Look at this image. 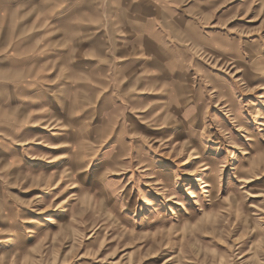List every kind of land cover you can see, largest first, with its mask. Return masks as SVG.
I'll return each mask as SVG.
<instances>
[{"label": "rangeland", "instance_id": "374dc122", "mask_svg": "<svg viewBox=\"0 0 264 264\" xmlns=\"http://www.w3.org/2000/svg\"><path fill=\"white\" fill-rule=\"evenodd\" d=\"M169 1L144 62L70 33L25 82L0 264H264V0Z\"/></svg>", "mask_w": 264, "mask_h": 264}, {"label": "crops", "instance_id": "0c3cea01", "mask_svg": "<svg viewBox=\"0 0 264 264\" xmlns=\"http://www.w3.org/2000/svg\"><path fill=\"white\" fill-rule=\"evenodd\" d=\"M169 2L0 0V245L3 242L2 229L8 225L13 229L18 226L14 216L17 209L9 207V199H6L5 194L18 191L16 187L20 171L19 161H24L25 153L28 152V149L24 151L20 147V143L28 147L30 132L35 128L32 122H26L24 118L27 119L32 112L46 113L41 107L19 105V102L32 94L31 89H25L28 87L25 82L29 81L30 76L50 79L51 55L56 50L67 49L65 44L70 33L79 35L77 42L71 43L73 45L70 47L80 50L85 48L83 41L87 42L86 36L89 34L90 43L86 48L96 51L97 64L100 48L108 50V53L115 50L114 55H107V65H110L112 60L115 62L116 58L129 60L134 56L135 48L138 62H144L148 57L145 51L156 50L164 36L167 15L169 16L172 9ZM68 8H72V11ZM129 34L131 38L128 37ZM55 35L64 43L54 45ZM106 35L107 38L110 36L109 42ZM130 39L139 41L140 45L133 47L114 42L118 40L122 43ZM120 95H110L109 92L99 95L97 90L96 104L99 103V98H108L106 111L103 109L100 113L111 110L112 98L124 96ZM43 98L42 103H50L46 96ZM34 108H37V111ZM118 108L127 107L120 103ZM20 114H25L24 118ZM29 165L28 163V168H32V165ZM26 220L27 224L31 225L28 218Z\"/></svg>", "mask_w": 264, "mask_h": 264}]
</instances>
